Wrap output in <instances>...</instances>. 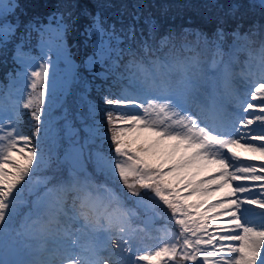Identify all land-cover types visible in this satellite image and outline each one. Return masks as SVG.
Wrapping results in <instances>:
<instances>
[{
    "label": "snow or ice",
    "instance_id": "snow-or-ice-1",
    "mask_svg": "<svg viewBox=\"0 0 264 264\" xmlns=\"http://www.w3.org/2000/svg\"><path fill=\"white\" fill-rule=\"evenodd\" d=\"M15 7L14 0H0V17ZM55 18V26L53 17L48 25H30L40 33V63L36 64L37 57L23 54L18 45L16 58L25 71L13 81L18 86L9 85V92L0 97V264H264V45L254 57L249 36L237 31L224 52L222 30L212 40L197 33L196 43H184V54L174 60L155 55L145 61L129 52L133 58L122 74L116 72L122 36L114 26L106 30L99 13L92 18L93 24L85 29L92 40V54L83 67L89 72L96 66L105 68L93 73L101 79L115 73L117 80H126L118 93L108 89L103 103L131 105L132 112L140 113L128 114L121 108L115 110L122 113L118 115L108 111L114 153H95L97 169L122 182L130 198L142 191L151 193V214L143 227H134L127 212L103 206L87 191L89 186L103 187L115 195L113 187L95 185L83 168L79 130L68 119L65 100L74 84L82 87L75 103L85 145L103 138L102 122L96 117L104 109L88 98L91 84L71 58L65 41L67 25L62 17ZM145 23L151 33L155 22ZM11 31V24L0 28L5 38ZM168 43L163 38L154 52ZM143 48L147 55L151 45L145 43ZM209 51L211 60L206 57ZM241 52H248L249 58L237 73L233 65ZM30 67L35 70L27 71ZM205 86L211 87L214 96L221 89V98L230 108L213 103L193 113L188 97ZM85 105L91 123L80 115ZM61 108L62 115H54ZM25 110L34 121L31 136L20 129ZM59 120H64L65 136L76 141L65 157L71 164L67 179L49 186L50 177L33 180V175L47 166L45 144L56 143ZM204 120H211V125ZM207 168L211 173L202 175ZM252 188L260 190L255 198L248 195ZM25 191L33 197L31 201ZM73 195L81 200L79 212L67 206ZM24 206H28L26 212ZM162 208L170 211L176 230L154 227L155 220L162 218L158 211ZM60 216L78 223L79 231L104 232L107 242L78 245L71 223L53 230ZM20 217L23 221L17 227ZM30 221L39 225L35 231L25 228ZM21 236L37 244L22 243ZM26 249L44 254L43 260L24 259ZM133 252L136 255L130 259Z\"/></svg>",
    "mask_w": 264,
    "mask_h": 264
},
{
    "label": "trees",
    "instance_id": "trees-1",
    "mask_svg": "<svg viewBox=\"0 0 264 264\" xmlns=\"http://www.w3.org/2000/svg\"><path fill=\"white\" fill-rule=\"evenodd\" d=\"M4 2L12 3L13 0H4ZM14 3L16 5L14 11L0 17V28H3L5 24H11L14 28V31L7 33L6 38L0 34V97H4L9 92V85L18 86L14 85L13 81L18 79V73L25 71L20 60L16 58V45L21 46L20 51L23 54L37 57L36 64L38 65L41 55L38 47L40 33L35 28L45 23L49 16L59 14L63 18V23L67 25L65 41L71 58L79 65L78 73L91 84L88 98L99 103L104 109V112L96 117L102 122L103 138L97 137L94 142L84 144L86 134L76 119V94L83 91L80 85L74 84L71 93L66 97L65 107L68 108V119H71L73 126L79 130V146L83 151L87 150L83 156L90 155L91 157V161L84 169L97 181L104 182L114 190L126 191V188L118 179L111 180L106 177L103 171L97 169L94 160L96 152H101L106 156L114 153L106 114L108 111H113L114 115H118L115 110L119 106L104 104L102 97L109 95L108 89H111L113 94L118 93L127 81L117 80L115 73H109L106 80L94 76L95 72L106 71L100 66L94 67L92 72L83 67L84 60L92 54V40L87 37L85 29L93 24L92 18L97 13L106 30L111 31L114 26L117 34L122 36L123 42L120 45L122 53L117 58L120 66L116 69L117 73L122 74L124 66L133 58L129 52L135 53L137 59L144 58L146 61L149 57L155 58V55H160L172 46L184 54L181 46L184 43L195 44L197 33L212 40L213 38L218 39L217 31L222 30L225 33L223 40L230 42L235 39L233 33L238 31L240 35H247L257 42L264 41V0H14ZM145 21L155 22L151 33L149 32L150 25ZM30 25H35V28ZM130 28L131 32H129ZM165 37L169 39V43L162 51L154 52L160 48V41ZM145 43L151 45L147 55L143 48ZM258 45L259 43L257 47ZM48 56H53V54L48 53ZM33 70L35 68L27 69L29 72ZM97 85L100 86L99 90H97ZM79 111L80 115L86 117V122L91 123V120L87 119V105ZM62 113V108L54 111L56 116ZM32 124L34 121L31 120L30 112L25 110L21 123L24 134L32 135ZM63 124L64 120L57 121L60 131L56 143L45 144L47 166H42L37 170L33 175V180L50 177L49 185H51L55 182L57 174L68 176L70 164L59 159L60 153L65 147L72 146L76 137H72L70 141L64 134ZM24 195L29 201L33 199L26 191ZM27 210L28 206L22 208L24 212ZM158 211L162 213V218L156 219L158 225L169 226L174 223L169 219V210L162 208Z\"/></svg>",
    "mask_w": 264,
    "mask_h": 264
},
{
    "label": "clouds",
    "instance_id": "clouds-1",
    "mask_svg": "<svg viewBox=\"0 0 264 264\" xmlns=\"http://www.w3.org/2000/svg\"><path fill=\"white\" fill-rule=\"evenodd\" d=\"M257 43H259V48H257ZM264 45V41H255L250 38V42L248 44V47L252 50V53L259 54L260 55V49ZM180 50L176 48L175 46L169 47L167 51H163L160 53L159 56H168L169 59H176L177 57L182 56ZM219 95L214 96L211 87L205 86L200 90V92L196 95L189 96L188 97V104L190 108L192 109L193 113H197L199 108L204 107H211L213 103H216L217 105L225 104V102L222 100V90L218 88ZM226 107L230 108V105H226ZM204 123H207L211 125V120H204ZM67 179V176H63L60 174H57L56 181ZM83 179V177H81ZM92 182L95 185H104L102 183H98L93 177H91ZM89 193H91L92 197L98 200L102 203L103 206L107 208H118L122 211L127 212L131 217V224L134 227H143L145 224V220L147 217L151 214V210L149 208V205L153 203V198L151 197L150 193L148 192H141L139 197H129V193L126 191H122L119 189L115 190V195H113L112 192H109L103 187H91L89 186L88 190ZM137 201H140L141 203H138ZM69 209L75 208L76 212H79L81 210V200L76 199L75 196H70L68 200ZM60 223L55 224L52 226L53 230L60 227L61 225L67 226L71 223V228L73 231V239L76 240L78 245H84L91 242L95 243H106V235L104 232H98V233H90V232H82L78 229L80 228V225L78 223L71 222L69 217L60 216L59 218ZM23 218L20 217L17 219L16 226L19 227L22 223ZM39 225L34 222H28L25 225V228H30L33 231H35ZM115 235V232L112 233ZM139 235V234H138ZM18 240L25 244H33L36 245L37 241L29 240L25 236H21L18 238ZM43 255L41 253L37 252H30L27 249L25 250V256L24 259L28 261H32L34 258H38L39 260H43ZM56 264H59V261L56 262Z\"/></svg>",
    "mask_w": 264,
    "mask_h": 264
},
{
    "label": "rangeland",
    "instance_id": "rangeland-1",
    "mask_svg": "<svg viewBox=\"0 0 264 264\" xmlns=\"http://www.w3.org/2000/svg\"><path fill=\"white\" fill-rule=\"evenodd\" d=\"M56 16H59V17H60L59 14H58V15H55V16H49V17H53V19H52V21H51L52 26H55L56 23H57L56 18H55ZM49 17H48V20H47L45 23H43V25H48V24H49ZM40 25H42V24H40ZM40 25L38 26V28L40 27ZM241 36H242V35H241ZM233 40H234V39H233ZM233 40L228 44L227 49H226V52L229 51V46L233 43ZM16 46H18V45H16ZM200 47H201V48L203 47L202 42H201ZM198 50H199V49H198ZM211 52H212V51H209V52L206 53V57H207L208 60H211V55H212ZM252 54H253V53H252ZM237 55H238V54H237ZM248 58H249V57H248V52H245L244 54H242V57H241V58L238 56V60H239V62H238L237 64L233 65L234 70H238V71H236L237 73H239L242 69H244V65H242V64H244V62H245L246 60H248ZM224 59H227V56H225ZM253 64H254V63H253ZM237 79H239V77H238ZM133 107H134V106H131V105H121V106H119V108L124 109V110H127V111H128V114H140L138 111H137V112H132L131 109H132ZM230 110H231V109H230ZM117 114H122V113H118V112H117ZM20 129H21V125H20ZM254 134H255V133H254ZM72 146H73V145H72ZM72 146L65 147L64 149H62V151H61V153H60V158H59V159H61V160H63V161H66V162H68V163L70 164V161L67 160L65 157H66V155L68 154V151H69L70 147H72ZM86 152H87V150H86V151H83V149L81 148L80 162L82 163L83 168H85V169H86V166H87L88 162L91 161V157H90V155H88V156H83ZM94 161L96 162V159H95ZM245 163H248V162H245ZM237 166H239V165L237 164ZM70 167H71V164H70ZM211 171H212L211 168H207V169H204L203 172H202L201 174L206 176V175L210 174ZM245 184H246V186H247V185H248V182H245ZM216 191H219V190H216ZM259 194H260V190H259V189H257V188H252V189H251V192H250L248 195H249V198H255V196H256V195H259ZM241 195H244V194H241ZM247 207H252V206H247ZM171 226H172V227H175L173 224H171ZM154 227L157 228V226H156L155 224H154ZM172 227H171V228H172ZM172 230H174V228H172ZM154 234H155V233H154ZM9 243H11V242H9ZM150 243H152V242H150ZM135 255H136L135 252L131 253V254H130V259H131V258H134Z\"/></svg>",
    "mask_w": 264,
    "mask_h": 264
},
{
    "label": "water",
    "instance_id": "water-1",
    "mask_svg": "<svg viewBox=\"0 0 264 264\" xmlns=\"http://www.w3.org/2000/svg\"><path fill=\"white\" fill-rule=\"evenodd\" d=\"M9 258V257H6V259Z\"/></svg>",
    "mask_w": 264,
    "mask_h": 264
}]
</instances>
